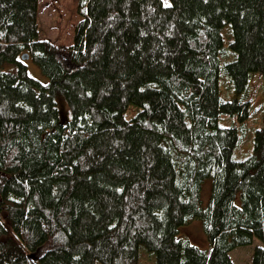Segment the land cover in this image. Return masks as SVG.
I'll return each mask as SVG.
<instances>
[{"label":"trees","instance_id":"16d2710c","mask_svg":"<svg viewBox=\"0 0 264 264\" xmlns=\"http://www.w3.org/2000/svg\"><path fill=\"white\" fill-rule=\"evenodd\" d=\"M39 1L0 0V264H233L254 239L264 264V129L238 160L219 126L252 116L219 94L220 57L239 95L264 72V0H78L72 73L40 39ZM193 220L209 249L180 237Z\"/></svg>","mask_w":264,"mask_h":264},{"label":"rangeland","instance_id":"374dc122","mask_svg":"<svg viewBox=\"0 0 264 264\" xmlns=\"http://www.w3.org/2000/svg\"><path fill=\"white\" fill-rule=\"evenodd\" d=\"M165 5H170L169 0H162ZM78 0H40L38 10V23L40 28V39H50L52 43L59 48L58 58L62 61L64 67H68L70 64L69 54L67 50L68 44L72 42V35L74 27L80 20V15L77 13ZM224 47L227 48L230 40L232 39V33L230 25H224L221 29ZM229 34V35H228ZM233 57H230L231 59ZM25 65L28 74L31 78L37 79L43 84H47L48 78H46L39 70L38 66L33 63L31 59L25 60ZM221 70H220V90L219 94L222 99L231 101L235 98H251V117L243 122H240L237 116L221 115L219 120V126L221 127H236L239 136L242 138L240 146L235 151V158L238 160H244L254 154V133L258 129H264V72L251 73L248 80V87L241 95L237 94L229 82L226 74L223 72L224 58L220 57ZM3 71L14 73L16 71L15 64L3 62ZM130 115H128L129 117ZM212 179L206 178L203 180L201 187V203L202 207H206L211 197ZM240 204L239 194L236 201ZM180 237H186L190 243L200 249H209V241L205 235L202 222L200 220H193L189 225L182 226L180 228ZM258 245L263 244L254 239L248 246H237L233 249L229 256L233 261V264H251L253 252ZM143 253V251H142ZM37 257L41 255V251H37ZM147 255V253H146Z\"/></svg>","mask_w":264,"mask_h":264},{"label":"water","instance_id":"95a60500","mask_svg":"<svg viewBox=\"0 0 264 264\" xmlns=\"http://www.w3.org/2000/svg\"><path fill=\"white\" fill-rule=\"evenodd\" d=\"M27 59H29V55L27 53H25L24 55L21 56V60L22 61H25ZM64 68L69 73H72L76 69L75 66H74V64L71 63V61H70V64L68 65V67H64Z\"/></svg>","mask_w":264,"mask_h":264},{"label":"crops","instance_id":"0c3cea01","mask_svg":"<svg viewBox=\"0 0 264 264\" xmlns=\"http://www.w3.org/2000/svg\"><path fill=\"white\" fill-rule=\"evenodd\" d=\"M43 40V39H42ZM45 40H49V41H51L50 39H48V38H46ZM52 42V41H51ZM55 46H57V44H55Z\"/></svg>","mask_w":264,"mask_h":264}]
</instances>
